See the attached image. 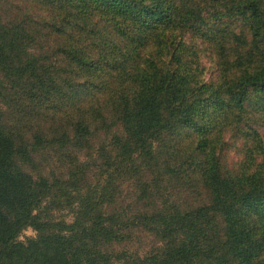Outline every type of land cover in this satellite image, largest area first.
Listing matches in <instances>:
<instances>
[{
    "label": "trees",
    "instance_id": "obj_1",
    "mask_svg": "<svg viewBox=\"0 0 264 264\" xmlns=\"http://www.w3.org/2000/svg\"><path fill=\"white\" fill-rule=\"evenodd\" d=\"M0 264H264V0H0Z\"/></svg>",
    "mask_w": 264,
    "mask_h": 264
},
{
    "label": "rangeland",
    "instance_id": "obj_2",
    "mask_svg": "<svg viewBox=\"0 0 264 264\" xmlns=\"http://www.w3.org/2000/svg\"><path fill=\"white\" fill-rule=\"evenodd\" d=\"M203 63L206 67L205 77L208 78V77H210L211 72L213 71V68L211 66V61L206 56H204L203 57ZM228 159L230 161L236 160L237 156L234 152H231L228 156ZM54 160L55 159H53V160L50 159L49 161L51 164H53ZM127 192H128L127 190L123 189V192H122L123 197H125ZM64 213H66V212H64ZM33 236H35V231L31 227H27L20 233V235L18 236V239L20 241H24L26 238L33 237ZM156 243L158 244V242L155 241V239H154V237H152V235H150L149 233H146L140 229H137L134 232V236L130 241L125 242L121 245H116L115 249H117V250L124 249L130 254L138 253L139 255H143L147 251H149L152 246L156 245Z\"/></svg>",
    "mask_w": 264,
    "mask_h": 264
}]
</instances>
